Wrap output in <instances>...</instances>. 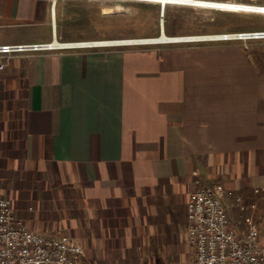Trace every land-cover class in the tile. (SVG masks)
Segmentation results:
<instances>
[{
    "label": "crops",
    "instance_id": "obj_1",
    "mask_svg": "<svg viewBox=\"0 0 264 264\" xmlns=\"http://www.w3.org/2000/svg\"><path fill=\"white\" fill-rule=\"evenodd\" d=\"M206 10L186 15L194 30L163 23L153 36L261 30L204 31L228 13ZM93 40L87 0H0V46ZM249 42L0 52V186L14 216L70 234L82 264H189L190 194L220 182L238 219L231 194L264 186V50L259 64ZM258 220L264 245V203Z\"/></svg>",
    "mask_w": 264,
    "mask_h": 264
},
{
    "label": "built area",
    "instance_id": "obj_2",
    "mask_svg": "<svg viewBox=\"0 0 264 264\" xmlns=\"http://www.w3.org/2000/svg\"><path fill=\"white\" fill-rule=\"evenodd\" d=\"M157 3L147 0H119ZM194 2L202 3L194 5ZM158 4V3H157ZM206 4V5H203ZM159 5V4H158ZM207 7L221 11L264 15V0H182L169 1L168 6ZM201 6V7H198ZM264 29L227 34L182 36L172 42L206 41H263ZM113 43L73 42L48 44L0 46V52L49 51L87 49L156 44L138 39L112 41ZM249 49V46L246 45ZM3 66H1L2 68ZM233 204L239 211L234 219L225 202L226 191L220 182L196 188L188 203V239L193 248L189 264H264V245L260 241L258 211L264 203V186L254 190L255 198L248 200L243 195H234ZM84 249L66 232L59 231L45 236L30 230L14 216L10 201L3 195L0 186V264H82Z\"/></svg>",
    "mask_w": 264,
    "mask_h": 264
},
{
    "label": "rangeland",
    "instance_id": "obj_3",
    "mask_svg": "<svg viewBox=\"0 0 264 264\" xmlns=\"http://www.w3.org/2000/svg\"><path fill=\"white\" fill-rule=\"evenodd\" d=\"M147 1L153 2V0ZM157 3L119 0H87V37L98 39L93 40L94 42L152 39L158 38L153 35L160 32L163 23H166L168 31L174 29L178 30L177 32H180V30L188 31L190 28L194 30V24L186 25V15H193L206 19L210 18V15L209 17L201 15L203 13H208L206 8L177 5H166L163 9L165 12L163 18V5L160 3H158V5ZM223 12L228 13H216L214 21L197 23L196 26L207 32L218 31V28L224 26L229 27V24L231 25L235 23H240L250 29H264V15L232 13L231 11ZM163 20L164 22H162ZM149 45L154 44L139 45V47H146ZM255 45L256 47L253 49V52L256 55L257 62L260 64V52L264 50V40L256 42Z\"/></svg>",
    "mask_w": 264,
    "mask_h": 264
},
{
    "label": "bare ground",
    "instance_id": "obj_4",
    "mask_svg": "<svg viewBox=\"0 0 264 264\" xmlns=\"http://www.w3.org/2000/svg\"><path fill=\"white\" fill-rule=\"evenodd\" d=\"M155 2H158L160 4H162L163 8L162 10L166 7V5H168L169 1H182V0H153ZM202 3H199V2H194V5H199ZM203 5H206V4H203ZM198 7H201V6H198ZM202 8H207V7H202ZM164 10H163V15H164ZM182 38L181 37H169L167 35H161L159 36L158 38H152V39H144V40H149V41H152V42H172L173 40H180ZM130 40H133V39H130ZM135 40V39H134ZM142 39H138V41H141ZM117 41H123V40H117ZM105 43V44H108V43H113L112 41H98V43Z\"/></svg>",
    "mask_w": 264,
    "mask_h": 264
},
{
    "label": "water",
    "instance_id": "obj_5",
    "mask_svg": "<svg viewBox=\"0 0 264 264\" xmlns=\"http://www.w3.org/2000/svg\"><path fill=\"white\" fill-rule=\"evenodd\" d=\"M161 35H163V36H164V35H165V34H164V32H162V34H161Z\"/></svg>",
    "mask_w": 264,
    "mask_h": 264
},
{
    "label": "trees",
    "instance_id": "obj_6",
    "mask_svg": "<svg viewBox=\"0 0 264 264\" xmlns=\"http://www.w3.org/2000/svg\"><path fill=\"white\" fill-rule=\"evenodd\" d=\"M259 221V220H258ZM260 222V221H259Z\"/></svg>",
    "mask_w": 264,
    "mask_h": 264
}]
</instances>
